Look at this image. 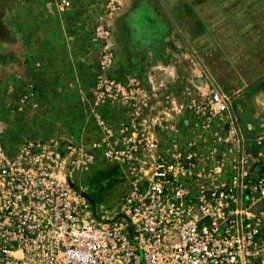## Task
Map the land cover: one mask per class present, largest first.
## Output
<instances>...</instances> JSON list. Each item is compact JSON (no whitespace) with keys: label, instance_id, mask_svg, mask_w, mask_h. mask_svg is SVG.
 Returning <instances> with one entry per match:
<instances>
[{"label":"built area","instance_id":"built-area-1","mask_svg":"<svg viewBox=\"0 0 264 264\" xmlns=\"http://www.w3.org/2000/svg\"><path fill=\"white\" fill-rule=\"evenodd\" d=\"M56 6L94 56L91 136L0 146V264H264V106L246 132L219 88L116 76L122 0ZM105 162L126 187L108 205L73 180Z\"/></svg>","mask_w":264,"mask_h":264},{"label":"crops","instance_id":"crops-1","mask_svg":"<svg viewBox=\"0 0 264 264\" xmlns=\"http://www.w3.org/2000/svg\"><path fill=\"white\" fill-rule=\"evenodd\" d=\"M1 1L0 23L12 24L10 33L15 38L11 43L25 44L30 62L41 65L50 75L42 76L40 84L33 76H17L16 70L13 76H0V146L1 129L4 122L8 123L5 114L10 111L17 114L11 126L26 138L62 137L67 114L64 103L82 94L75 88L82 86L80 76L66 74L70 67L69 46L65 43L67 14L57 11L56 0H28L25 8L20 7L21 0ZM143 1L152 7L160 27L152 49L160 50V56L166 57L170 48H180L179 56L188 63V70L172 76L174 82H181L180 90L196 86L200 91L212 86L221 89L231 97V107L247 132L255 115L246 119L242 110L244 97H264V15L260 17L264 14V0H122L121 12L112 26ZM40 19L45 22L44 29L40 28ZM59 48L65 51L60 54ZM181 48L188 52L183 53ZM162 77L167 80L170 76ZM23 97L27 98L25 109L20 106ZM10 100L12 106L8 104ZM1 147L8 154L15 152Z\"/></svg>","mask_w":264,"mask_h":264},{"label":"rangeland","instance_id":"rangeland-1","mask_svg":"<svg viewBox=\"0 0 264 264\" xmlns=\"http://www.w3.org/2000/svg\"><path fill=\"white\" fill-rule=\"evenodd\" d=\"M203 2V1H199ZM0 4L2 1L0 0ZM28 0H21L20 7H27ZM264 14L262 13L260 17ZM67 14L66 20L68 25V38L65 41L68 44L69 57L67 65L70 67L67 70V76H80L82 86L75 88L82 92L77 98H68L64 103L63 110L67 112L65 118L64 134L62 137L73 142L83 141L87 135L91 136L90 129L87 128L85 122L86 105L85 102L89 99V90L92 84V76H94V59L91 50H87L86 40L77 30L75 20ZM264 19V18H262ZM4 26L0 23V76H13V71L16 70L17 76H33L36 82H42V76H49L41 65L30 62L31 58L28 55L26 45H21L19 41L13 42L15 35H12V24L6 21ZM40 28L44 29V21L41 19ZM123 28L120 29L119 26ZM158 26L155 13L149 3L140 2L137 8L126 13L124 18L116 22L111 28L113 47L115 51V63L113 66L116 76H140L143 79H150L152 85L165 88V90L182 89L181 82L173 81L172 76L180 73V70L186 71L189 69L188 63L184 61L182 56H179L180 48L169 49L166 57L160 56V50L152 49L157 44ZM174 33H172L171 36ZM29 36V33L26 34ZM28 39V37H26ZM256 40V38H255ZM27 44V42H26ZM179 44V45H178ZM181 43H177L180 46ZM183 53H187L188 49L181 48ZM65 51V50H64ZM59 48L58 53L64 52ZM175 55L178 57L175 58ZM195 59V57H194ZM199 65V64H198ZM31 66V67H30ZM162 76H170L166 80ZM26 80V79H24ZM0 80V84H1ZM37 84V85H38ZM179 84V85H178ZM199 85V84H196ZM11 89L13 85L11 84ZM199 86H196V88ZM1 88V87H0ZM211 88V87H210ZM209 88V89H210ZM18 92V88H15ZM42 89V87L40 88ZM77 92V93H80ZM28 92H26L27 94ZM16 94V93H15ZM258 102L256 103V101ZM9 101V106H12ZM18 101V100H17ZM27 98L20 104L22 109H25ZM16 104V103H15ZM243 113L247 118H252L255 115V121L259 119L263 111L264 97H255L249 94L244 97L242 102ZM235 110V107H234ZM22 111V110H21ZM236 114V113H235ZM17 114L10 111L5 114L8 123L4 122L2 131V145L6 146L7 150L16 149L23 140H44L36 138H26L22 131L16 130L11 126L13 117ZM238 121L237 114L235 115ZM88 122V121H87ZM239 122V121H238ZM20 135V136H19ZM1 145V146H2ZM3 148V147H2ZM111 165L109 163H101L96 165L90 172L84 174H74L73 180L76 186L84 187L87 195L97 203L108 205L113 202L121 192L126 190L125 182L119 173L109 172Z\"/></svg>","mask_w":264,"mask_h":264},{"label":"water","instance_id":"water-1","mask_svg":"<svg viewBox=\"0 0 264 264\" xmlns=\"http://www.w3.org/2000/svg\"><path fill=\"white\" fill-rule=\"evenodd\" d=\"M201 80L199 79V80H196V82H200Z\"/></svg>","mask_w":264,"mask_h":264},{"label":"trees","instance_id":"trees-1","mask_svg":"<svg viewBox=\"0 0 264 264\" xmlns=\"http://www.w3.org/2000/svg\"><path fill=\"white\" fill-rule=\"evenodd\" d=\"M4 148L6 149L7 147L6 146H4ZM7 150V149H6Z\"/></svg>","mask_w":264,"mask_h":264}]
</instances>
